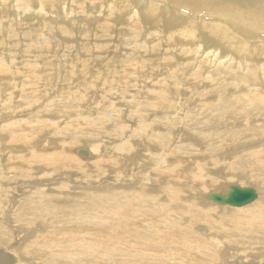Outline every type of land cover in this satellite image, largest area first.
<instances>
[{
	"label": "bare ground",
	"instance_id": "obj_1",
	"mask_svg": "<svg viewBox=\"0 0 264 264\" xmlns=\"http://www.w3.org/2000/svg\"><path fill=\"white\" fill-rule=\"evenodd\" d=\"M12 1L0 18L14 13L25 25L34 13L36 21L19 35L0 19V83L17 75V45L36 57L20 61L31 73L23 103L10 85L0 92V264H264V0ZM49 7L65 19L47 22ZM78 15L85 19L68 20ZM76 28L86 46L100 41L98 54L121 45L112 58L126 69L109 74L133 83L110 85L84 108L81 90L40 101L44 49L56 32L75 38ZM91 52L80 67L109 55ZM149 57L166 70L179 62L193 98L179 93L190 88L176 71V92L166 79H145ZM230 185L253 188L256 200L232 208L209 199Z\"/></svg>",
	"mask_w": 264,
	"mask_h": 264
},
{
	"label": "rangeland",
	"instance_id": "obj_2",
	"mask_svg": "<svg viewBox=\"0 0 264 264\" xmlns=\"http://www.w3.org/2000/svg\"><path fill=\"white\" fill-rule=\"evenodd\" d=\"M141 0H137L136 1V4H138V5H142V3L140 2ZM142 1H144V3L145 4H148L149 3V0H142ZM109 2H111V0H109ZM109 2H105V3H99V8H101V7H104V8H106V6L108 5V3ZM14 3V1H12V0H7V3H6V5H3V3H2V0H0V10L1 9H4V10H7V11H11V8H12V4ZM144 5V4H143ZM69 6H71V3H70V5ZM57 8H60L61 9V11H62V9H63V5H58L57 6ZM48 12H47V15H46V18H48V19H46V21L48 22L49 21V19L50 20H56V19H58V17H62V15L61 14H59L60 12H58L57 13V9L56 8H54V7H49L48 8V10H47ZM131 15H132V13H130ZM5 15V14H4ZM4 15H2L1 16V24L3 25V26H5V24H8L9 26H11V28H13V27H17V28H19L20 30L19 31H17V33L19 34V35H22L23 34V32L24 31H27V30H31L32 28H33V26H31L30 27V24H33V23H35V21L36 20H30V19H28V17L29 16H32V15H34V13H28V14H26V15H24L23 16V18H24V21L22 22V24H25V25H20V24H17V23H19L20 21L19 20H21L20 19V17L16 14H14V13H10V14H6L7 16V18H5V16ZM63 15L64 16H66V14H65V11L63 12ZM99 14H96V17H99L98 16ZM162 15L164 16V17H166V18H168V19H170V17H171V12H169V11H167V10H165L163 13H162ZM27 16V17H26ZM63 18V17H62ZM6 19H7V21H6ZM63 19H65V18H63ZM75 20V19H77V20H79V23L81 22V21H83L85 18H84V16L83 15H78V16H75V17H70L68 20L70 21V20ZM123 19V18H122ZM125 19V18H124ZM81 20V21H80ZM5 21V22H4ZM34 21V22H33ZM15 23V24H14ZM34 25V24H33ZM83 26V25H82ZM5 28V27H4ZM35 28V27H34ZM74 31H75V33H74V35H73V37H75V38H77V39H75V38H72L71 37V39H68V38H63L62 36H61V38L60 37H58V39H57V35H58V32H56L55 33V35H53L52 36V39H51V41H50V39H49V41L51 42L50 44L51 45H49V48H47V49H44L45 50V52H44V54H48L49 56H48V58H45V61H40V67L37 69V71L41 74V75H39V78H38V80L40 81V83H39V90L41 89L42 90V93L40 92V94H38V99H41V98H43V100L41 99L40 101H43L44 102V100H45V102L47 103L48 101H52V99L53 98H55V99H57V100H55V101H58V100H60V99H58V95H62L61 93L63 92V95L64 96H67L69 93H70V91L72 90V92L71 93H77V91L79 92L80 90L82 91V94H87V99L85 98V100L86 101H84L82 104H81V106L84 108V107H88L89 106V104H91V103H94V101H97V102H99V101H101V98H103V96H105V97H107V91H104V90H106V88L107 89H109L110 88V85H112V87H114V88H122L123 87V89H125V87L127 86H130L132 83H133V80H132V78H130V77H126V76H124V75H122L123 77H119V75H117V74H119V72L121 73V74H123V70H125L126 69V67H124L125 69H122V67L121 66H119L118 64H114L115 63V60H116V58L114 59V58H112V55H116L117 56V53L119 52H121V45L120 46H118L119 47V50L120 51H118V52H116L117 50H118V47L115 45V44H113V45H111V44H109L110 43V41L108 42L107 41V44H109L108 45V50H107V47H106V49H105V51L104 52H102V53H99L100 54V56H105V55H108V53H109V55L106 57V59L105 60H103V62H102V60L100 59V61L101 62H98V65H96V64H91V65H94L95 67H97V68H94V67H90V66H87V67H85V68H83V67H80V65H82L83 64V61H80V60H83V59H85V58H88V59H86V61H89V55H88V51H91L92 50V54L94 55V56H99V54H98V51L96 50V49H94V46H95V44H99L100 43V41L99 42H91V43H88V45L90 46H92V43L94 44L92 47L90 46H86L85 45V43H83L81 40H80V38L81 37H83L82 35H79L78 34V29L76 28V29H74ZM157 32V30H152V33H155V32ZM21 32V33H20ZM48 38H50V36H47ZM56 37V38H55ZM55 39V40H54ZM59 39H61L62 40V42H63V46H60V48H58L56 45H55V42H58V41H61V40H59ZM67 39L69 40V41H67ZM74 40V42H73V40ZM89 39V38H88ZM92 39H94V36H93V38ZM114 39V38H113ZM10 40V39H9ZM63 40H66V42L64 43V41ZM71 40H72V42H71ZM78 40V41H77ZM55 41V42H54ZM78 43H77V42ZM10 42V41H9ZM80 42V43H79ZM67 43H69V44H67ZM73 43V44H72ZM75 43V44H74ZM14 44H16V42L14 41H11L10 42V45H9V49H13L15 46H13ZM55 45V47H53V46ZM65 46V47H64ZM83 46V47H82ZM85 46V47H84ZM110 46H114V47H112V49H111V47ZM59 49H57V48ZM96 47V46H95ZM84 48V49H83ZM110 49V50H109ZM115 50V52L114 53H112L114 50ZM20 50V51H19ZM62 50V51H61ZM63 50L65 51V53L63 52ZM75 50V51H74ZM77 50V51H76ZM80 50V51H79ZM95 50L97 51V53L95 52ZM107 50V51H106ZM28 51H32L31 49H29L28 47H24V46H19V45H17L16 46V49H14V52H18L17 53V58L18 59H16V63H17V65L16 66H19V70H18V72H17V75L15 76L14 74H9V75H6V76H3V81L1 82L2 83V85H0V92H2V91H4L5 89H6V87L8 86V85H10L11 86V88L13 89V88H16V95H15V93H14V96H13V98H16L17 97V101L18 102H21V103H23L25 100H26V97L28 96V94H30L31 93V91H30V84H31V73H29V72H27L26 73V70H27V68H25L26 66L24 65V64H21V62L20 61H30V60H33V59H35V57L36 56H34V55H28ZM82 51V52H81ZM112 51V52H111ZM75 52V53H74ZM77 52V53H76ZM84 52V53H83ZM110 52H111V54H110ZM57 53V54H56ZM58 53H60V54H58ZM96 53V54H95ZM126 53H129V52H126V51H124L123 52V54H125L126 55ZM62 54V55H61ZM83 54V55H82ZM52 55H54L55 57H50V56H52ZM80 55V56H79ZM65 58V59H67V60H65V61H60V60H62V58L63 57ZM67 56H68V58H67ZM83 56V57H82ZM113 59V60H110L111 58ZM120 57L122 56L121 54L119 55ZM109 57V58H108ZM114 57V56H113ZM60 58V59H59ZM149 59H151L152 60V64H147L148 66H146L147 68L146 69H148V67H150V69L147 71V72H145L144 74H143V77L145 78V79H150V81H151V83H156V82H158L157 80H155L156 78H161V79H166V83L167 84H169V87H170V85H174L173 83L171 84V82L172 81H174L173 79H172V75H173V72H177V74H178V77H179V79H180V82L178 83L180 86H181V88L182 87H185V88H190V90L188 91V90H181L179 93H183L184 95H186L187 97V99L188 98H193V96H191V94L193 95L194 93L193 92H191V90L193 91V89L190 87L191 85L190 84H192V82L191 81H187L186 80V78H187V75H183V74H181V73H178V67H179V62H173V63H170V66L169 67H167V70L165 69V67L163 66V65H161V64H159V62H157L156 61V59H157V57H149ZM148 59V60H149ZM64 60V59H63ZM80 61V62H79ZM96 61V60H95ZM9 62V61H8ZM72 62V63H71ZM75 64H74V63ZM90 62V61H89ZM45 63V64H44ZM71 63V64H70ZM90 63H92V62H90ZM103 63V64H102ZM24 65V67L22 68V66ZM69 65V66H68ZM71 65H72V67H71ZM63 66V67H62ZM103 66V67H102ZM129 66H130V64H129ZM58 67V68H57ZM75 67V68H74ZM153 67H154V69L156 68L157 69V71H156V69L154 70L153 69ZM22 68V69H21ZM64 69V70H61L60 72H57L59 69ZM91 68V69H90ZM153 70H152V69ZM24 69V70H23ZM40 69V70H39ZM159 69V70H158ZM110 70H118L119 72H116V74H111V75H113V76H111L110 74H109V71ZM53 71V72H52ZM74 71H76V72H74ZM96 71H100V73H102V75H100V76H94L93 75V73H95ZM156 71V72H155ZM161 71V72H160ZM173 71V72H172ZM63 72V73H62ZM68 74V75H66L65 76V74L66 73ZM74 73V75L72 74V73ZM20 73V74H19ZM29 73V74H28ZM59 73V74H58ZM72 74V75H71ZM25 75H26V77H25ZM51 75V76H50ZM53 75V76H52ZM115 75V76H114ZM147 75V76H146ZM48 76H50V78H47ZM72 76H75V77H72ZM79 76H80V78L82 77V79H79ZM11 77H13V78H11ZM44 77V78H43ZM69 77H71V78H69ZM168 77H170V78H168ZM67 79V81L66 82H64L66 79ZM105 78V79H104ZM121 78V79H120ZM143 78V79H144ZM62 79V81H59V80H61ZM65 79V80H64ZM74 81H73V80ZM101 79V80H100ZM99 80V81H98ZM80 81V83H78ZM108 81H110L109 83H108ZM114 81V82H113ZM126 81V82H125ZM62 82V83H61ZM63 82H64V84L65 85H63ZM68 82H69V84H68ZM73 82V83H72ZM106 84H105V83ZM122 82V83H121ZM0 83V84H1ZM10 83V84H9ZM17 83V84H16ZM20 83V84H19ZM23 83V84H22ZM59 83H60V85H59ZM56 84V85H55ZM69 85V86H67V85ZM75 84V85H74ZM81 84H83V85H81ZM85 84V85H84ZM129 84V85H128ZM30 85V86H29ZM62 85V86H61ZM92 85H93V87H92ZM184 85V86H183ZM189 85V86H188ZM72 86V87H71ZM87 86V87H86ZM119 86H121V87H119ZM23 87V88H22ZM47 87V88H46ZM100 87V88H99ZM22 88V89H21ZM102 88V89H101ZM47 89V90H46ZM83 89H85L84 91H83ZM97 89H99V93H98V96H97V98H91V95H92V93H95L96 91H97ZM197 89V90H196ZM203 91H205L206 89L205 88H201ZM199 90L198 88H195V90H194V92H196V91H202V90ZM40 90V91H41ZM74 90V91H73ZM102 90V91H101ZM173 90V91H172ZM12 91V90H11ZM27 91V92H26ZM57 91V92H56ZM58 91H61V92H58ZM126 91V90H125ZM130 92H133L132 90H129ZM18 92V93H17ZM47 92V93H46ZM172 92H176L175 91V89H173V87H170L169 88V93H172ZM191 92V93H190ZM57 93H60V94H57ZM133 93H135V92H133ZM43 94V95H42ZM47 94H48V96H47ZM27 95V96H26ZM63 95H62V97H63ZM100 95V96H99ZM144 95V94H143ZM49 97V98H48ZM53 97V98H52ZM96 97V96H95ZM20 100V101H19ZM89 101V102H88ZM106 100H103V103H104V105H108L107 104V101L105 102ZM43 102H41L39 105H41ZM114 102H117L118 103V100H114ZM125 103V101H122L118 106H119V108H124V106H122V105H126V103ZM12 105V104H11ZM38 105V106H39ZM187 106H189V105H187ZM14 107H16L15 105H14V103H13V105H12V108H14ZM35 107H37V106H34V109H32V108H30V109H32V110H35ZM124 110L126 111V108H124ZM56 113L54 112L52 115H54L55 117L57 116V115H55ZM49 115V114H48ZM124 116V115H123ZM122 116V117H123ZM79 148V150H87V149H85L83 146H80V147H78ZM77 154H78V152H77ZM80 157H82V158H87V157H84V156H82V155H80V154H78ZM234 184H238V185H240V186H242L241 184H239V183H234ZM218 188H220V187H218ZM217 189V188H216ZM216 189H214V190H216ZM209 193H207V195H208ZM207 197V196H206ZM205 197V199L207 200V198ZM208 201V200H207ZM208 202H210V201H208ZM210 203H212V202H210ZM212 204H214V203H212ZM214 205H216V204H214ZM219 206V205H218ZM226 207H228V206H226ZM246 207H248V206H246ZM229 208H231V207H229ZM232 208H239V207H232ZM230 263H234V262H230ZM229 263V264H230Z\"/></svg>",
	"mask_w": 264,
	"mask_h": 264
},
{
	"label": "water",
	"instance_id": "obj_3",
	"mask_svg": "<svg viewBox=\"0 0 264 264\" xmlns=\"http://www.w3.org/2000/svg\"><path fill=\"white\" fill-rule=\"evenodd\" d=\"M79 154L87 157L86 150H80ZM257 198V192L253 188L240 187L238 185H230L226 196L220 194H211L210 200H214L222 205H229L231 207H244L251 204Z\"/></svg>",
	"mask_w": 264,
	"mask_h": 264
}]
</instances>
